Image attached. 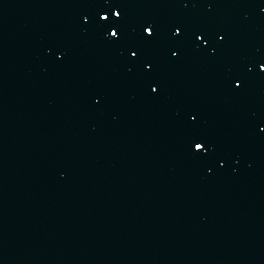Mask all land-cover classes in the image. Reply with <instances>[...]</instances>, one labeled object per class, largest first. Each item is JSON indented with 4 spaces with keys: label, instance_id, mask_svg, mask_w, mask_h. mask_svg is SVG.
Wrapping results in <instances>:
<instances>
[{
    "label": "water",
    "instance_id": "1",
    "mask_svg": "<svg viewBox=\"0 0 264 264\" xmlns=\"http://www.w3.org/2000/svg\"><path fill=\"white\" fill-rule=\"evenodd\" d=\"M0 264H264V0H0Z\"/></svg>",
    "mask_w": 264,
    "mask_h": 264
}]
</instances>
